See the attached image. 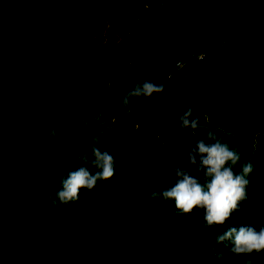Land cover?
Listing matches in <instances>:
<instances>
[{"label":"rangeland","instance_id":"obj_1","mask_svg":"<svg viewBox=\"0 0 264 264\" xmlns=\"http://www.w3.org/2000/svg\"><path fill=\"white\" fill-rule=\"evenodd\" d=\"M12 1L0 0V26L2 27L8 24L9 16L18 20L20 18L17 15L19 13L22 15V12L26 13V10L30 8L39 12V8L45 6L47 10L46 15L43 17H40L37 12L29 15V20H27L29 31H26V34L19 40L21 47H27V54L31 56L29 60L33 59L36 66L5 63L6 69H11L16 73L13 80H19L21 77L30 74H42L47 79L51 78L44 86H36L29 92L28 96L33 98H38L45 90L53 89V92L58 90L56 86L53 88L52 83L55 81V73L58 71L54 63L64 53L62 46L56 47L55 45L60 42L66 44L62 32L68 31L77 34L80 26L82 27L87 23L90 31L86 35L83 34V39L86 40H81L82 45H78L76 50L86 48L84 46L87 42L98 51L116 49L128 40L127 37L131 36L135 25L139 22L135 18L136 12L144 9L133 0H99L98 5H100V8L86 7L88 13L93 15L95 19L84 23V20H81V22L74 20L76 14L75 11H72L73 4L69 0H14V3ZM79 4L81 3L78 2L77 6H80ZM230 4H233V9L227 11L226 18L231 16L233 20L235 18H252V20H255V15L258 16L257 14H259L254 11L249 12L243 6V3L238 2V0H233ZM198 6L199 15L205 17L210 10L209 5L200 2ZM209 13L213 14L214 11ZM256 21L259 24L264 22V14L262 18ZM34 22L37 24L36 28L33 27ZM161 30L162 27L159 26L151 28L149 31L152 34L151 42L162 40L159 41L160 43L157 42L158 45L151 46L153 54L150 62L153 65H150V62L147 64L150 79L157 82L163 81L166 76L169 77L176 68L184 66L186 62L183 60L189 56V53H183L184 50L180 46L173 48L168 41L164 40L167 36L166 33L160 32ZM39 33L40 37L42 36L41 39L40 37L37 38ZM252 39L256 40L257 38L253 37ZM71 47L69 46L67 49ZM173 49L182 57L173 65L174 70L170 67L172 58H169ZM134 57L132 53L129 56V58ZM17 58L12 57L9 60L16 61ZM23 58L26 60L25 57ZM248 70L247 67L243 72L245 74L242 73V75L245 78L243 90L247 91L249 96L244 92L242 93V91L232 90V94L237 97L238 103H229L223 97V86L216 84L211 98L207 99L206 102L205 110L207 109L208 115L205 117V122L214 131H218L217 135L224 133L225 138L229 136L227 143L238 149L241 153L242 162L251 159L254 164L253 171L249 174L248 200L241 203V205L243 203L247 204L242 208L246 211L244 216L247 215L249 220L246 221L247 216L243 218L240 207L239 210L232 213L225 223L231 220L235 225L251 224L259 228L261 223H264V91L260 82L251 77ZM62 78L65 82L71 79L70 85H74L77 79L84 77L69 73L62 75ZM36 79L35 77L34 80ZM98 81L103 82L101 79H98ZM82 88L81 85L70 90L79 93ZM97 89V84L90 83L84 92L86 96L82 97L78 101L79 103L75 101L74 97L69 99H67V96L58 97L59 104L68 112L64 119L63 117L62 119L53 117L51 109L46 108L44 110L42 104L35 103L36 107L33 109L36 115L41 110L46 113L44 126L52 128L54 124L58 133L55 139H51L54 140L55 145H60L58 154L51 151L52 148L46 147L47 145L38 147L50 158L35 156L39 153V149H36L31 137L34 132L39 130L37 125L32 123L24 125L23 123L25 135L22 136V140L31 149H24L15 141L9 143L7 135L0 132V149H7L0 157L3 162V165L0 166V178L21 182L20 191L31 197L25 202H21L19 198L12 194L5 196V204L0 205V240L3 237L2 231L6 224V218H8L6 211L9 209L15 212V216H19L20 213L25 215L15 227L17 232L14 235L24 237L18 249L34 250L36 247L37 258L43 260L42 264H56L54 259L56 255L59 257L58 261L64 260V263L69 264L76 262L79 264H170V262H173V264H196L193 261L191 252L192 245L188 243L189 246L187 247V242L184 244L179 236L176 237L175 235L174 237L170 228H168L171 220L168 214L171 212H175L176 220H178L180 226L189 228V224L184 218L186 214L179 213L174 201L171 199H155L149 196L152 190L174 183L176 177L171 173L173 168L171 163L176 161L178 153L179 159L188 162V170L192 175H202L197 171L196 165L189 163L187 156V150L194 145L200 133L197 132L196 135H193L189 127L181 128L180 116L173 118V114L172 116L169 115L166 110L163 112V120L159 131L154 132L152 130L148 133L144 122L135 125L132 129L131 145L123 151H127L129 155L128 170L124 175L127 183V192L124 196L120 182L116 185L115 183H108V179H105L98 181L91 190L81 188L79 199L75 201L65 204L57 202L55 205L50 203L48 194L49 192L54 194L61 187L60 177L66 175L68 170L78 166L79 162L75 160L76 150L84 151L87 149L88 151L96 145L98 139L102 141L108 135L110 141H115L114 135L115 137L123 136L128 131V129H125L123 132L121 131L122 133L118 132L120 128H124L122 127L123 123L118 125V123L120 124L119 118H121V115L115 114L113 111L111 113H108V110L105 111L107 107L101 106V103H103L100 100L101 94H93ZM4 99L0 91V105H2ZM159 102L160 100L157 99L151 104L150 114L153 113ZM246 102L252 104L250 109L247 105H244ZM55 107L57 106L55 105ZM28 111L29 107L24 110V114ZM223 114H226V117H223ZM11 118L13 119V117ZM238 118L248 119L249 128L247 130L244 129L245 131H243L242 126L238 125ZM259 120H262V122L259 123ZM27 121L35 122V117L30 116ZM38 122L40 125L43 124L42 120ZM69 126L71 131H64ZM46 135L50 137L48 132H46ZM114 146L112 145V147ZM141 167L145 168L147 172L145 177L148 181L141 176ZM236 168L239 169V164ZM48 177L52 179L47 180ZM31 182H33L32 185H35L36 189L27 192L23 188ZM105 182L108 184V193L106 196L101 193L98 205L94 207L92 202L90 204L89 199L98 186ZM157 208L165 212V217L162 219L166 222L165 224L159 221L160 217L157 214L159 210ZM190 213V216H195L203 212L202 209L194 208ZM252 215L254 216L253 219H251ZM146 216L150 218L149 221L145 222V225H147L146 230L142 233L134 231L132 229L133 224L144 220ZM198 216H195L194 227L197 224L200 227L202 226L199 222L201 217ZM217 226L213 228L217 229ZM18 231H20L19 235H17ZM36 234H38V240H35L34 236ZM190 236L192 239L195 238L192 233ZM12 241H16V238H12ZM197 244L202 249L204 248L202 241L198 240ZM165 246L168 249H164ZM91 248L93 250L94 248H96L95 250L100 249L99 253L103 256V260L96 261L95 255L90 253ZM224 249L226 251V248ZM167 250L173 251L176 256L175 260L168 258ZM66 251H70L71 255H75L79 259L74 260L71 257L61 259L64 258ZM203 253L210 256V261H217L216 257L208 252V249L204 250ZM256 264H259V262H256Z\"/></svg>","mask_w":264,"mask_h":264},{"label":"trees","instance_id":"obj_2","mask_svg":"<svg viewBox=\"0 0 264 264\" xmlns=\"http://www.w3.org/2000/svg\"><path fill=\"white\" fill-rule=\"evenodd\" d=\"M69 1L73 4L72 11H75L76 15L74 20L76 22L84 20L85 23L95 19L93 15L88 13L86 7L100 8V5H98L100 3L99 0ZM133 1L141 6V8L144 7V9L136 12L135 18L139 22L135 25L131 36L127 37L128 40L119 48L98 51L87 42L84 46L86 48L83 50H76L77 46L80 44L82 45V41L86 40L85 38L83 39V34L86 35L87 32L90 31V27L87 23L82 25V27L80 26L79 33L77 34L61 31L64 35L66 46L63 44L64 42L55 45L56 47L62 46L64 53L61 54L58 61L54 63L58 71L55 73V81L52 83L53 88L56 86L58 90L57 92H53V89L49 91L45 90L38 98L29 97V92L36 86H44L51 78L47 79L45 76H42V74H30L29 76L26 75L25 77H21L19 80H13L16 73L11 69L5 68V63L20 66H36V62L33 59L29 60L31 56L27 54V47H21L19 40L26 34V31H29V27L27 28L29 15L37 11L30 8L26 10V13L22 12V15L19 13L17 17L19 16L20 19L18 20L9 16L8 24L3 27L0 26V91L3 99L5 98L2 101V105H0V132L7 135L9 143L15 141V143L18 142L24 149H31V147L22 140V136L25 135L23 132V123L24 125H30L31 123L37 125V129L39 130L34 132L31 137L32 141L35 143L36 149H39V153L35 154V156L50 158V156L46 155L45 152L38 147H40V145H47L46 147L52 148L51 151L58 154L60 145H55L54 140H51L53 138L46 135V132L51 129L44 126V123H46V113L41 110L36 115L33 109L36 107L35 103L39 102L42 104L44 110L46 108L51 109L53 111V114H51L53 117L57 119H62L63 117L64 119L68 112L59 104L58 97L67 96V99L74 97L75 101L78 102L82 97L86 96L84 92L90 83L97 84L98 89L95 90L93 94H101L100 100L104 103H101V106L104 105V107H107L105 111L107 112L108 110V113L113 111L115 114L121 115V118H119L120 124L118 123V125L123 123L122 127L124 128H120L118 132L122 133L125 129H128L123 136L115 137L114 135V138H116L115 141L117 142L110 141L107 135L102 141L98 139L99 142L97 141L95 145L102 150L107 149L116 157L115 173L112 177L108 178L107 182L115 183L116 185L120 182L123 196L127 192L126 177L124 175L128 170L127 167L129 163V155L127 151H123L131 145L132 129L135 125L144 122L146 123V131H148V133L149 131L152 132V130L157 132L163 120L162 115L164 110H166L169 115L171 114V116L173 114L172 117L174 118L182 115L186 111L187 106L191 107L193 110V114L190 118H193V115H199L201 118L200 123H203V121L205 122V117L208 115V112H206L207 109L205 110L206 102L207 99L211 98L216 84L223 86V97L226 98L229 103H238V99L232 94V90L238 92L242 91V93L244 92L247 94V91L245 92L243 90L245 82V78L243 77L245 73L243 72L247 67L251 77L260 82L264 91V34H262L264 32V22L259 24L256 21L262 18L264 14V0H238V2L240 1L243 3V6L246 7L249 12L252 13L254 11L259 13L257 14L258 16L255 15V20H252V18H235L233 20L231 16L226 18L227 11L233 9V4H230L233 0H166L167 7L164 10L156 7L158 0ZM12 2L14 3V0ZM78 2L81 3L79 4L80 6H77ZM200 2L207 3L210 7L209 12L214 11V13L211 14L208 12L205 17H201L198 12V4H200ZM38 11L37 13H39L40 17H43L47 13L45 6L41 9L39 8ZM36 25L37 24L34 22L33 27L36 28ZM159 26L162 27L160 32L166 33L167 37L164 40L168 41L173 48L180 46V48L184 50L183 53H189L188 58L183 60L186 64L176 69L173 67L176 61L182 58L181 54L173 49L169 58H172L170 67L175 70L169 77L166 76L163 81H159L167 82L171 87L162 92H154L147 97L142 96L134 98L135 103H131L132 112L123 113L120 101L124 92H126L138 79L141 81L150 79L147 64L151 61L153 54L151 46L158 45L157 42L162 40L151 42L150 38L152 34L149 31L151 28ZM38 37H40V33L37 38ZM253 37L257 39L253 40ZM76 40L79 41L77 42ZM69 46L72 47L67 49ZM131 53L137 58H129ZM12 57L18 58L16 61H10L9 59ZM23 57H25L26 60H24ZM149 64L153 65L152 62ZM69 73L79 74L84 78H79L76 80V84L70 85L71 79L65 82L62 78V75H67ZM192 73H194L193 77ZM35 77L37 78L36 80H34ZM98 79L103 80V82L100 83ZM81 85L83 88L79 93L70 90ZM247 96L249 95L247 94ZM157 99H159L160 102L156 105L153 113L150 114L151 104ZM55 105L57 107H55ZM244 105H247L248 109L252 107L250 102H246ZM27 107H29V111L24 114V110L27 109ZM7 112L9 113L7 114ZM233 112L235 113V111ZM10 116L13 117V119ZM30 116L35 117V122L27 121V118ZM39 117L40 119H38ZM223 117H226V114H223ZM41 120L43 122L42 125L38 122H41ZM258 122L260 123L262 120ZM248 124V119L238 118V125L242 126L243 131L249 128ZM64 131H71V127L69 126ZM197 132L200 133V136L203 135V129H198ZM215 132L218 133V131ZM218 136L222 137L223 141L228 142L229 140V136L225 138L224 133H220ZM112 145L115 146L112 147ZM6 150L7 149H0V157ZM90 152L91 149L88 151L87 149L84 151H80L79 149L76 150V155L80 153L90 154ZM177 155L178 158L175 159L176 161L171 163L173 167L180 166L188 169V162H185L184 159H179V153ZM1 165H3L2 160H0V166ZM35 172H37V170H35ZM146 173L145 168L141 167V176L145 177ZM50 179L52 178H47V180ZM20 183L21 182L16 180H3L0 178V205L5 204V196L8 194L16 196L21 202H25L29 199L30 196L28 194L24 195V193L20 191V185H22ZM32 184L33 182L27 184L23 189L27 192L36 189L35 185L33 186ZM107 185L108 184L105 182L101 186H98L94 194L90 197V204L92 202L94 207H97L99 199L101 198H99L101 193H104L105 196L108 193ZM246 205L244 203L241 205L243 218L247 216H244L246 211L242 208ZM158 207L160 206L158 205ZM157 209L159 210L157 212L160 217L159 221L165 224L166 222L162 220L165 217V212H162L159 208ZM6 213L8 218H6V224L2 231L3 237L0 240V264H42L43 260L37 258L36 247L34 250L18 249L24 237H17L14 233L17 232L15 231V227L19 221H22L24 218V213L15 216V212L9 209ZM190 214L191 213H188L184 216L189 224V228H187L186 226H180L178 220H176L175 212H171L168 214V217L171 219L168 228H170L174 237L175 235L176 237L179 236L184 244L187 242V247L189 244L192 245V250H190L193 254V261H195L196 264H239L240 260L247 259L249 256L253 257V264H256V262L264 264V251L237 256L227 250L225 251V246L223 244L217 243L216 235L222 232L227 226L234 225L235 223L233 221L228 220V222L222 226L216 225L218 227L217 230L213 228L215 226L205 227L203 213H200L196 215H199V218L201 217L199 222L202 226L200 227L197 224L194 227L193 223H195L196 215L190 216ZM252 217L254 216L252 215L251 219H253ZM149 220V216H146L144 220L135 222L132 229L136 232H144L147 228L145 222ZM248 220L249 218L247 216L246 221ZM191 222L193 227L191 226ZM19 232L20 231H18L17 235H19ZM191 233L195 235V238H191ZM34 237L36 240L38 234ZM12 238H16V241H12ZM198 240L204 243L203 249L197 244ZM216 248L224 249L225 255L220 260L210 261V256H206L203 251L208 249V252L213 254V250ZM95 249L96 248H94V250L93 248L90 249V253L95 255V260H103V256L99 253L100 249ZM164 249H168L167 246H165ZM66 252L64 258L62 257L61 259H68L70 257L74 260L79 259L75 257V255H71L70 251ZM167 255L168 258H173V260H175L176 256L173 251L167 250ZM58 258V255L54 257L56 264H69L64 263V260L58 261ZM74 264L79 263L76 262ZM170 264H173V262H170Z\"/></svg>","mask_w":264,"mask_h":264},{"label":"clouds","instance_id":"obj_3","mask_svg":"<svg viewBox=\"0 0 264 264\" xmlns=\"http://www.w3.org/2000/svg\"><path fill=\"white\" fill-rule=\"evenodd\" d=\"M156 7L164 10L166 0H158ZM170 87L167 82L138 79L122 96L120 103L123 113L132 112L134 98L147 97ZM192 114V108L187 106L179 122L181 128L189 127L193 135L197 134L198 129H203V135L187 150L189 163L196 165L202 175L195 176L188 169L175 166L171 169L176 177L174 183L152 190L149 196L173 200L177 211L183 214L190 213L194 208L202 209L205 227L224 225L232 213L240 209L241 202L248 200L247 186L254 164L251 159L242 162L241 153L236 147L223 141L206 122L200 123L199 115L190 118ZM48 134L53 139L58 136L54 124ZM75 160L79 162L78 166L60 177L61 187L54 194L49 192L51 204L75 201L79 199L81 188L91 190L98 181L108 179L115 173L116 157L107 149L93 146L90 154L80 153ZM145 180L148 181L146 177ZM216 241L237 256L264 251V223L259 228L251 224L227 226L216 235ZM213 255L220 260L225 251L217 248L213 250ZM239 264H253V257L242 259Z\"/></svg>","mask_w":264,"mask_h":264}]
</instances>
